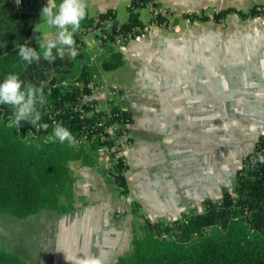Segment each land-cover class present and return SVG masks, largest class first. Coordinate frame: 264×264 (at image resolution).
<instances>
[{"label":"crops","instance_id":"1","mask_svg":"<svg viewBox=\"0 0 264 264\" xmlns=\"http://www.w3.org/2000/svg\"><path fill=\"white\" fill-rule=\"evenodd\" d=\"M6 1L0 0V20ZM154 1L171 11L168 25L152 24L147 34L113 46L122 65L99 73L120 89L119 100L132 118L126 199L109 175L111 162L104 153L71 162L67 191L59 198L63 209L17 218V225L26 220L43 239L44 264H71L65 256L83 254H103L105 264H113L131 250L134 236L143 235L139 214L172 220L231 191L243 157L264 132V9L254 16L232 12L221 22L183 17L209 16L226 7L247 10L264 0ZM86 3L80 28L107 9L124 22L118 12L129 0ZM43 7L25 10L35 18L37 51L38 42L56 36L55 28L40 21ZM147 11L144 21L150 7ZM83 46L97 65L107 54L97 35L88 34ZM94 99L105 107L100 94ZM132 203L139 204L138 213Z\"/></svg>","mask_w":264,"mask_h":264},{"label":"trees","instance_id":"2","mask_svg":"<svg viewBox=\"0 0 264 264\" xmlns=\"http://www.w3.org/2000/svg\"><path fill=\"white\" fill-rule=\"evenodd\" d=\"M149 6L160 8L154 0H129L124 22L117 20L112 9L99 12L88 21L83 28L103 27L104 21L111 19L106 36L100 38L107 54L99 58L98 65L91 61L77 34L75 58L66 54L51 63L41 58L39 63L29 64L19 57L18 48L27 44L37 50L33 41L35 18L25 12L27 8L19 9L13 0L4 2L0 81L7 74H17L24 84L42 86L47 102L38 105L41 120L37 125L21 121L16 128L8 126L13 114L11 106L0 105V213L25 218L41 210L61 211L59 198L67 191L71 162L88 160L89 155L102 149L110 159L109 175L119 193L128 194L126 159L112 148V141L99 137L90 141L112 118L106 111H95V99H83L89 95L87 84L94 81L95 75L122 65L121 53L113 48L117 35L133 34L146 22L168 25L169 17L158 10H151L149 20L144 21L139 10ZM262 9L264 5H253L247 10L226 7L215 11L212 19L221 22L232 12L254 16ZM184 17L200 21L209 18L203 12ZM117 110L116 106L110 108L112 114ZM118 112V119L132 122L128 111ZM41 124L48 128H41ZM57 124L72 132L78 141L76 147L67 142H45ZM246 155L254 157V166H241L234 188L223 191L217 199L205 200L201 210L189 209L172 220H150L139 214L143 235L134 236L131 250L113 264H264V164L256 161L258 155H264V132ZM131 206L138 213L139 204ZM0 264L28 263L17 254L0 249Z\"/></svg>","mask_w":264,"mask_h":264},{"label":"clouds","instance_id":"3","mask_svg":"<svg viewBox=\"0 0 264 264\" xmlns=\"http://www.w3.org/2000/svg\"><path fill=\"white\" fill-rule=\"evenodd\" d=\"M87 9L86 0H61L58 5L55 0H48L47 5L41 10L40 21H43L47 28L56 29L55 39L38 42L39 51L27 44L20 45L18 48L19 57L29 64L39 63L41 58L51 63L57 57L63 59L66 54L75 58L78 51L75 47L74 34L78 32L81 22L86 18ZM34 31L36 30L34 29ZM46 102L42 86L24 84L17 74H7L0 81V105L6 104L13 109V114L8 121V126L11 128L18 127L21 121H26L32 126L37 125L41 120L38 105H43ZM40 127L46 130L48 125L41 124ZM57 141L60 144L67 142L71 147H76L78 143L72 132L61 124H57L45 140L46 143H56ZM256 161L264 164V155H258ZM65 259L71 264H105L103 254L65 256Z\"/></svg>","mask_w":264,"mask_h":264},{"label":"built area","instance_id":"4","mask_svg":"<svg viewBox=\"0 0 264 264\" xmlns=\"http://www.w3.org/2000/svg\"><path fill=\"white\" fill-rule=\"evenodd\" d=\"M15 5L19 9H26L28 6L32 4H37L39 6H45L48 2V0H13ZM150 10H158L159 12L163 13L162 8H156L151 6ZM111 19H107L103 23V27L100 26H94L91 28H82L78 31L77 36L80 39L81 43H83L84 38L88 34H94L99 36H106V29L110 26ZM154 24V23H152ZM150 23L146 22L143 27H137L135 28V33H128L127 35H117L115 39V43L119 45H123L129 40L133 38H138L142 35H145L149 32L151 25ZM164 27V25H161ZM94 81L87 84V87L90 90V93L88 96H86L83 101H87L90 99H94V96L96 94H100L102 96V101L105 104L104 108H99L97 105L95 107V111H106L108 112L107 116L112 120L106 125H103L102 128L99 130L97 134H94L90 137V141L95 140L96 137L104 138L107 140H110L113 142L112 148L116 151V153L120 156H123L125 158V153L128 151V149L131 147L132 144V133L130 129V124L128 121L124 120L123 118L118 119V111H127L126 108L123 106V104L119 100L120 95V89L115 86H111L107 83H105L101 79V75H95ZM111 106H116L118 109L116 113L112 114L110 112ZM91 112H88V114ZM102 123V122H101ZM38 127V126H36ZM105 149H102L100 152L104 151ZM255 159L252 156L245 155L242 159V165L245 169L252 168L254 166ZM192 209V208H191ZM189 210V209H188Z\"/></svg>","mask_w":264,"mask_h":264},{"label":"rangeland","instance_id":"5","mask_svg":"<svg viewBox=\"0 0 264 264\" xmlns=\"http://www.w3.org/2000/svg\"><path fill=\"white\" fill-rule=\"evenodd\" d=\"M160 8H162L163 13L169 17V22H170V18L172 14L171 11L163 7ZM139 11H140V17L143 20L148 17L149 13L147 11V7H143ZM204 13L205 12H203V14ZM199 14H201V12ZM212 15L213 13L211 12L209 16L207 15L210 18V20L212 19ZM126 17H127L126 6L119 8L118 18L122 21H125ZM97 37L100 39L101 37L104 36L98 35ZM113 46H120V45L114 42ZM107 72L110 73V71ZM122 196H123L122 198L126 199L125 198L126 195H122ZM127 201L130 203V198H127ZM137 218H138V214L135 215L134 220H137ZM16 222H19L18 219L12 216L11 214L0 213V249L9 252H17L20 257L26 258V260H29L32 264H44L45 254L43 253L44 249L41 246L43 239L41 238L40 235L36 233L35 231L36 228L34 229V227H32L30 223H26V220L21 221L23 223H20V225H17Z\"/></svg>","mask_w":264,"mask_h":264}]
</instances>
